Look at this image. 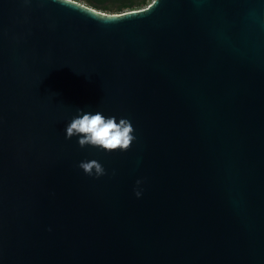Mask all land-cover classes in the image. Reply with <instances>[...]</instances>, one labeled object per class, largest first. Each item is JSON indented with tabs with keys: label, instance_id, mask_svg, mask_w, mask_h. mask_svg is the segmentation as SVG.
<instances>
[{
	"label": "water",
	"instance_id": "95a60500",
	"mask_svg": "<svg viewBox=\"0 0 264 264\" xmlns=\"http://www.w3.org/2000/svg\"><path fill=\"white\" fill-rule=\"evenodd\" d=\"M0 264H264V0H0Z\"/></svg>",
	"mask_w": 264,
	"mask_h": 264
},
{
	"label": "clouds",
	"instance_id": "9594fccd",
	"mask_svg": "<svg viewBox=\"0 0 264 264\" xmlns=\"http://www.w3.org/2000/svg\"><path fill=\"white\" fill-rule=\"evenodd\" d=\"M60 6L72 5L71 0H54ZM134 128L128 119L114 116L105 117L101 112L95 114L78 110L66 126V139L78 138L80 148L93 147L105 152L127 151L130 149L136 137ZM78 167L89 177L99 179L105 176L106 170L96 160L82 161ZM143 181H136L134 195L139 199L143 194L141 187Z\"/></svg>",
	"mask_w": 264,
	"mask_h": 264
},
{
	"label": "trees",
	"instance_id": "16d2710c",
	"mask_svg": "<svg viewBox=\"0 0 264 264\" xmlns=\"http://www.w3.org/2000/svg\"><path fill=\"white\" fill-rule=\"evenodd\" d=\"M88 5L102 11L120 13L129 10H138L147 6L152 0H83Z\"/></svg>",
	"mask_w": 264,
	"mask_h": 264
},
{
	"label": "rangeland",
	"instance_id": "374dc122",
	"mask_svg": "<svg viewBox=\"0 0 264 264\" xmlns=\"http://www.w3.org/2000/svg\"><path fill=\"white\" fill-rule=\"evenodd\" d=\"M75 1H77V2H80V3H82V4H87L86 2H84L83 0H75ZM88 5V4H87ZM105 12H108V13H113V12H110V11H105Z\"/></svg>",
	"mask_w": 264,
	"mask_h": 264
},
{
	"label": "snow or ice",
	"instance_id": "6c2138e0",
	"mask_svg": "<svg viewBox=\"0 0 264 264\" xmlns=\"http://www.w3.org/2000/svg\"><path fill=\"white\" fill-rule=\"evenodd\" d=\"M71 2H72V3H74V2H75V0H71ZM153 3H155V0H153Z\"/></svg>",
	"mask_w": 264,
	"mask_h": 264
}]
</instances>
